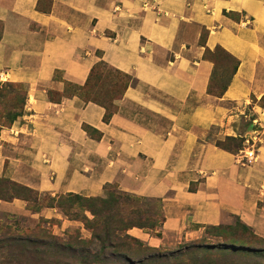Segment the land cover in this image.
<instances>
[{"label":"crops","instance_id":"1","mask_svg":"<svg viewBox=\"0 0 264 264\" xmlns=\"http://www.w3.org/2000/svg\"><path fill=\"white\" fill-rule=\"evenodd\" d=\"M217 47L239 61L221 94L209 91L215 64L205 58ZM101 63L131 82L108 121L80 95ZM7 84L26 103L0 128V177L159 200L160 236L130 231L152 247L233 218L264 240V0H0ZM250 145L256 161L244 166Z\"/></svg>","mask_w":264,"mask_h":264},{"label":"rangeland","instance_id":"2","mask_svg":"<svg viewBox=\"0 0 264 264\" xmlns=\"http://www.w3.org/2000/svg\"><path fill=\"white\" fill-rule=\"evenodd\" d=\"M205 39L206 34L202 43H205ZM212 52L215 53L208 58H212L217 67L211 89L217 94L227 86L235 62L224 52L216 51V48ZM129 83L131 82L112 68L98 65L90 78L85 98L105 102L111 110V99L120 96ZM80 95L84 97L83 92ZM23 98L24 90L21 86L0 85V128L9 125L12 116L20 111ZM14 184L21 185L4 176L0 177V264H81L78 258L95 255L101 250L100 243L93 239L91 224L94 215L90 209L99 208L101 204L90 200L107 199L110 195L121 197L122 193L130 195L131 201L126 205H118L115 220L123 218L128 222L129 216L136 220V227L120 234L121 243L130 244L136 253L130 258L124 255L114 256V249L111 247L114 243L111 242L102 264H193L195 257L190 254L196 248L210 249L215 253L240 249L244 252L241 258L246 256L249 264H264V255H260L258 259L252 258L254 251L264 252V240L257 237L238 218H233L229 224L219 225L222 227L220 230L210 229L215 226L203 227L199 236L189 241H179L172 246L152 247L133 236L130 231L137 228L151 236H160L163 212L159 200L122 192L117 186L110 184L104 188L103 197L56 194L25 186L31 189L27 191L14 187ZM96 227L100 229L98 224ZM92 241L94 244H91ZM196 244L198 246L194 247ZM191 255H195L194 252ZM238 258L231 260V263L240 264V261H244Z\"/></svg>","mask_w":264,"mask_h":264},{"label":"trees","instance_id":"3","mask_svg":"<svg viewBox=\"0 0 264 264\" xmlns=\"http://www.w3.org/2000/svg\"><path fill=\"white\" fill-rule=\"evenodd\" d=\"M202 42H203V38L201 39V43ZM202 44L204 45V43H202ZM216 51L224 52L226 55H228L235 62V66H234V69H233L232 74H231V77H232L237 71L239 61L237 59H235L234 57H232L229 53H227L221 47H217ZM214 53L215 52H212V50L206 48L205 58L213 61L212 58L210 59V58H208V56L210 57V55L212 56V54H214ZM213 62L215 64V69H216L217 63L215 61H213ZM99 65H103V64L101 63ZM96 67H98V65L92 69L90 78L93 75ZM90 78H89L86 86L82 90V92L84 94L83 99H85V101H92V102H95V103L102 105L107 110V113L105 115V121H108L112 115V112H111L110 108L108 106H106L107 103L102 102V101H98L95 99H89L88 97L85 98V92H86L87 86L90 82ZM229 82H230V80H229ZM229 82H228V84H229ZM226 87L222 91H224L226 89ZM125 90L126 89H124V91ZM209 91L211 93H214L213 90L211 89V84L209 86ZM221 92L220 93L217 92V94H221ZM25 103H26V91L24 90V98L22 100L21 109L18 113L14 114L12 116L9 125H7V126H10L15 121V119L22 114ZM110 106H112V105L110 104ZM233 141L234 140H232V139L226 140V142H233ZM226 142H224V143L218 142L217 146L226 149L227 148ZM233 145H235V143H233ZM240 147H241V145L237 146L236 148H240ZM227 149H230V148H227ZM14 187H17L19 189H24L27 191H31V189H29L25 186H22V185H18V184H14ZM120 195H121V197H115L114 195H110L111 197L109 196V198H107V199L98 198L95 200L94 199L90 200V202L95 201L96 203L101 204V207H99V208L98 207H90L91 212L94 215V221L91 224V229H92L93 234H94L93 239L100 243L101 250L95 255L89 254L87 256L85 255V256H82L81 258H78L77 260L81 264H99V263L102 264L104 256L106 254V251L108 250V245H110L111 242L114 243V245L111 246L114 249L113 250L114 256L124 255V256L130 258V256L133 255V253H136V251H134L130 247V244H127L125 242L121 243L120 234L126 232L127 230H130L133 227H136V224H135L136 220H133L132 216H129L127 218L128 222H125V220L123 218H119V219L115 220V218L117 216L115 214V212H117L118 205L119 204H123V205L125 204L126 205L131 201L130 195L124 194V193H122ZM102 217H104V218L102 219ZM161 218H162L161 222L163 223L165 218H164V216H162ZM108 222H110V224ZM97 224L100 226V229L98 227H96ZM145 227H147V226H145ZM150 227H155V225H150ZM210 229L220 230V229H222V227L215 226V227H210ZM126 237L128 239H131V241H133L135 243H139L136 239L130 238L128 236H126ZM102 238H104V239H102ZM91 244H94V241H92ZM197 246L198 245L196 244L194 247H197ZM192 252H194L195 255H191ZM192 252H191L190 256L195 257L193 260V264H226L227 262H229V264H232L233 262L231 263V260H234L235 258H238V257H240L241 260L245 261V262L240 261V264H249V261L247 260V258H245L246 256L241 258L244 255V252H241L240 249H236V250L228 249V251L224 252V253L223 252H216L215 253V252H212V250H210V249L203 250L201 248H196V249H193ZM219 255H220V257H219ZM252 255H253L252 258L258 259L260 255H264V252L259 253V252L254 251L252 253ZM257 255H258V257H257ZM181 264H186V263L182 262Z\"/></svg>","mask_w":264,"mask_h":264},{"label":"built area","instance_id":"4","mask_svg":"<svg viewBox=\"0 0 264 264\" xmlns=\"http://www.w3.org/2000/svg\"><path fill=\"white\" fill-rule=\"evenodd\" d=\"M249 145V144H248ZM256 150L253 145L246 147V149L241 153V164L244 166H251L256 161Z\"/></svg>","mask_w":264,"mask_h":264}]
</instances>
